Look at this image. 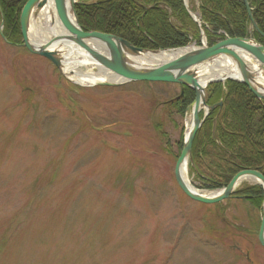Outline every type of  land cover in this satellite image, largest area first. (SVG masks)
<instances>
[{
    "label": "rangeland",
    "instance_id": "1",
    "mask_svg": "<svg viewBox=\"0 0 264 264\" xmlns=\"http://www.w3.org/2000/svg\"><path fill=\"white\" fill-rule=\"evenodd\" d=\"M178 94L74 85L0 37V264H264L259 211L178 188L191 122L166 106Z\"/></svg>",
    "mask_w": 264,
    "mask_h": 264
},
{
    "label": "trees",
    "instance_id": "2",
    "mask_svg": "<svg viewBox=\"0 0 264 264\" xmlns=\"http://www.w3.org/2000/svg\"><path fill=\"white\" fill-rule=\"evenodd\" d=\"M27 0H0L2 36L7 45L22 43L19 27L21 9ZM75 6L80 29L121 38L133 47L164 51L200 45L201 30L207 46L228 38H250L264 46V0H247L259 33L252 28L242 0H190L189 10L197 15L199 26L189 16L183 0H80ZM93 2V4L86 5ZM194 100V92L185 89L182 98L166 106L184 117ZM196 133L191 149L190 174L194 188L213 192L225 188L241 171H257L264 177V102L257 100L241 83H212L205 90V103L214 106ZM202 118V113L200 114ZM215 122L212 133L213 121ZM182 140L179 143V151ZM236 200L244 201L261 213L263 191L260 186L238 189Z\"/></svg>",
    "mask_w": 264,
    "mask_h": 264
},
{
    "label": "water",
    "instance_id": "3",
    "mask_svg": "<svg viewBox=\"0 0 264 264\" xmlns=\"http://www.w3.org/2000/svg\"><path fill=\"white\" fill-rule=\"evenodd\" d=\"M252 28L259 33V29L251 16V10L247 0H242ZM48 0H27L21 9L19 17L20 35L22 39L21 47L28 53L39 56L50 62L70 83L77 85L69 80L62 72L63 62L65 58L58 49L64 44L70 45L81 50L86 57L98 67L118 77L120 82H98L94 86L98 87H120L129 83L148 82L178 85L181 87L179 98L183 96V89H190L194 92V100L187 108L190 111L191 122L190 128L186 133L179 156L174 166V180L180 191L191 201L205 204L215 205L223 201L233 198L239 183L244 179L245 182H252L254 185L260 186L263 191V202L261 206V218L257 233V241L264 248V177L257 171L244 170L236 174L229 184L214 192V194H203L202 191L196 190L191 184L190 188L185 184L181 168L192 162L191 149L196 133L199 131L205 117L210 111L216 107H221L219 102L214 106H207L205 103V89L212 83H224L226 81H234L243 84L248 91L259 101L264 102V46L259 45L255 40L250 38H230L221 41L211 47H202L190 49L179 55L173 61L162 66L153 68H135L128 62L127 55L143 54V53H159V52H177L188 49H170L164 51H147L133 47L127 41L109 34L99 32H84L78 25L75 14V6L83 5L80 0H56V12L62 27L67 31L64 36H52V38L42 43H34L30 39V21L32 16L36 17L42 8L46 6ZM93 4V2L86 5ZM192 21L198 24L195 15L188 11ZM3 20L0 21V37L4 42L6 40L2 36ZM204 36V33H201ZM92 44L99 45L102 51H98ZM228 59L237 71V78L224 77L223 79H212L205 86H201L196 76V69L207 63H214L217 60ZM254 65L256 66L254 68ZM259 73V74H258ZM90 87V86H89ZM203 112V118H199V114ZM215 122L213 121L212 133L214 132ZM187 169V168H186Z\"/></svg>",
    "mask_w": 264,
    "mask_h": 264
},
{
    "label": "bare ground",
    "instance_id": "4",
    "mask_svg": "<svg viewBox=\"0 0 264 264\" xmlns=\"http://www.w3.org/2000/svg\"><path fill=\"white\" fill-rule=\"evenodd\" d=\"M39 13V15H38ZM36 15L38 16L39 24H34L33 32H31L30 23V39L35 43H42L52 36H64L67 35V31L62 27L61 22L56 12V0H48V3L42 8ZM42 23V24H41ZM92 47L98 51H102L99 45L92 44ZM191 47L184 51L177 52H159V53H143L138 55L128 54L127 59L130 65L135 68H153L167 64L185 51L190 50ZM62 52L65 61L63 62L62 72L65 76L76 83L79 86H94L98 82H120L121 80L112 75L111 73L104 71L100 67L96 72H83L80 70L82 67L96 66L86 57V55L78 48L64 43L59 49ZM256 66L254 65V68ZM259 74V73H258ZM196 76L201 86H205L208 81L212 79H223L224 77L237 78V71L235 67L229 62L228 59L217 60L216 62L206 65H201L196 69ZM186 168L184 165L181 168L182 178L185 184L189 187L190 181L186 176ZM242 180L240 184L245 182ZM191 190V188L189 187ZM192 191V190H191ZM214 193H212L213 195Z\"/></svg>",
    "mask_w": 264,
    "mask_h": 264
},
{
    "label": "flooded vegetation",
    "instance_id": "5",
    "mask_svg": "<svg viewBox=\"0 0 264 264\" xmlns=\"http://www.w3.org/2000/svg\"><path fill=\"white\" fill-rule=\"evenodd\" d=\"M178 87H179V86H178ZM181 90H182L181 87H179V94H178L177 96L180 95ZM184 90H185V89H183V94H184ZM177 96H176L174 99H172V100H175V99L177 98ZM182 97H183V96H182ZM172 100H171V101H172Z\"/></svg>",
    "mask_w": 264,
    "mask_h": 264
},
{
    "label": "crops",
    "instance_id": "6",
    "mask_svg": "<svg viewBox=\"0 0 264 264\" xmlns=\"http://www.w3.org/2000/svg\"><path fill=\"white\" fill-rule=\"evenodd\" d=\"M193 5H194L195 7H197V1H196V0L193 1Z\"/></svg>",
    "mask_w": 264,
    "mask_h": 264
}]
</instances>
